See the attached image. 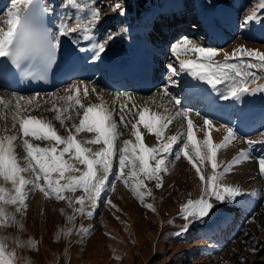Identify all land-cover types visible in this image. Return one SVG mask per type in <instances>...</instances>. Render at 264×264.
Here are the masks:
<instances>
[{
  "label": "rangeland",
  "instance_id": "obj_1",
  "mask_svg": "<svg viewBox=\"0 0 264 264\" xmlns=\"http://www.w3.org/2000/svg\"><path fill=\"white\" fill-rule=\"evenodd\" d=\"M0 1L6 3L4 6L6 7L5 10L4 7L0 9V16H2L10 6V3H13V0ZM84 1L85 0H80L82 4ZM89 1L86 0L84 4L93 7V4L96 3V8L100 9L101 15L99 20L101 24L98 25V31L100 37L103 38V41H107V43L109 41H117L119 33L123 30L121 33L122 35L126 31V26L128 24H133L135 20L137 23H140V20L144 18L142 15L145 13H141L139 18V15L133 12L135 1L132 0L130 10L128 9L129 11L127 10L124 13L123 8L126 7V5L122 4L124 0ZM160 1L161 0H137L139 8L143 9V7L147 5V10H151L146 13L145 18L152 14L153 9H157ZM196 1L197 0L186 1L185 15L187 17H183L184 19L177 21L176 24L173 23L174 26L176 25L174 27L176 35L174 37L161 35L164 37L160 39V42L164 45V57L160 61L159 73L158 76H156L154 86L147 97L126 91L119 87H111L110 89L107 87L103 88L91 78L88 82L81 79L72 80L66 87L59 89L61 92L64 90L62 92L64 93L65 89L70 88L72 85H82L81 82L86 83L89 89L94 88L96 85V90L103 92L107 99L110 100L108 108L112 109H118L122 105L120 101L125 103L128 97H133L134 100L132 103L135 104V106L138 105L143 98L152 102H157L159 100L158 102L162 103L163 107H158V105H156L157 111H166L164 114L174 112L172 116H175L173 123L164 130V135L159 142L161 144L167 136L186 132V117L183 115L176 116L178 111L182 112L184 109L188 110L187 118L190 117L194 119L197 124V126H194V133L198 140H203L205 136V132L201 130L204 127L205 119L210 120L216 129L225 127L224 130L227 131L228 128H232L235 136H238L237 139L239 141L241 140L238 142L239 145L242 146L241 149L246 151L250 149L252 158L234 166L233 169L223 177V183L239 186L244 191V194L237 197L235 200H228L223 203L213 198L210 202L214 207L207 216L202 219H193L190 217L189 221H185L182 218L181 206L185 204L188 199L195 200L200 197V181L196 175L195 169L192 168L191 164L183 155H181L179 159L176 158L175 152L178 150V145H174L172 154L164 153L169 163L167 171L160 173L161 187L157 188L155 186L158 182L155 179H144L140 177L144 179L146 185V187L143 188L145 193L147 194L148 190H151V195H147L148 198H145V203L153 204L156 209L155 212L143 206L133 195L129 187H126L122 181L116 180L115 175L109 176V181L115 184V189L111 190L110 183L97 201L95 208L90 206L89 201H85V211H92V216L74 211L75 208L80 207L79 204L75 203L76 197L85 195L82 190L64 192L63 195L66 199L59 201L55 198L54 194L50 198H45L39 189L29 191L27 193L26 212L23 214H16V221L22 223L23 228L20 229L18 224L0 227V236L8 237V250L11 251L15 249L16 251V264H264V176L260 174L258 159L256 158L264 156V144L257 142L258 144L255 143L256 145L247 146L248 140L255 141V138L256 141L264 140V135H262V133H264V125L262 126V131L256 134L251 133L255 126L257 125L258 127L259 125L255 122H248L240 131L234 129L237 117L236 111L232 105L229 106V113L234 117V123L229 125L230 127L222 125L224 122H221V117L228 113L227 109H223L220 112V114H222L219 116L210 117L208 116L210 112H206L205 110H211L212 108H207L205 105L204 113V105L203 102L200 101L201 97H197L191 101L192 98L189 97L187 88H184V86H187L192 76L190 75V78L187 71H179L178 59L171 52L172 45L184 37L195 40L204 47L222 49L228 52H231L238 45H244L249 49H256L264 52V24L259 26L261 25L259 24L260 21H264V10L257 8L258 19L242 27L241 25L246 16L257 6L258 0H217L227 9L224 10L223 7L219 5V12L215 13L214 16L217 17V14L226 11V17L221 18V20H225L226 22L228 15H232L229 18L233 21V25L231 31L229 30L230 33L227 32V36L221 44L216 46L211 40L209 41L210 36L207 32L200 28L199 22L196 19L197 12L196 14L193 13L198 5H196ZM205 1L208 6L212 5L211 0ZM69 3L70 0H60L57 8H63L60 13L62 14V18L63 14L64 17H73L71 22L74 23L76 13L69 12ZM177 7L179 6L175 5L174 9H178ZM127 8L129 7L127 6L125 9ZM128 12H133V15L128 19L127 24H125L126 18L130 16ZM201 15L203 18V12ZM254 22L256 23L254 24ZM162 27L165 29L164 25ZM224 28H226L225 25ZM147 33L148 32L145 31V36ZM169 33L172 34L170 30ZM82 34L83 33H79V38H81L80 35ZM109 37H111V39H109ZM211 43L213 45H211ZM108 45H106V48ZM109 46L114 47L115 45L110 44ZM159 46L161 48L160 44ZM85 54L87 53L85 52L83 55ZM189 58L195 59V57L191 56H180V59ZM214 59L223 61V54L221 53ZM90 60L92 61V59ZM170 62L178 69L177 75H172L169 72L167 65ZM253 62L255 63L256 61ZM253 71L257 72V83L264 84V70L254 69ZM223 84L226 85V83ZM254 86L256 87V85H252V87ZM165 89H167V95H165ZM60 90L56 92L60 94ZM89 92L91 93L92 91L90 90ZM13 94L20 96L16 93L0 91V97H3L5 101L14 100L16 96ZM255 94L260 98H264V92L258 91ZM33 95L37 97L34 102L38 104V106L43 103L44 109L42 113L36 112L32 114V116L42 117L46 121H50L57 129L59 135L66 137L68 132L65 130V127L71 128L73 123L79 124L83 109L75 105L74 100L68 112L60 111L62 118L71 116V119L65 120V127H61L59 121L55 119L57 114L56 110L52 109L51 106L45 103L46 101L41 99L44 94H39L41 98L37 96V94ZM118 95L121 97L120 101H118L119 103L116 102L117 100L115 99ZM250 95L252 94H245V98ZM263 98L262 101H264ZM176 99L180 101L179 104H176ZM82 103L84 105L86 104V102L83 101ZM126 105L127 107L124 110L125 120L135 123L137 120V110H131V107H129L130 104ZM259 107L264 108V104H260L258 108ZM129 109L131 110L130 112ZM213 111L212 109L211 112ZM77 112L81 115L78 116ZM12 114V111H8V109L0 105V135H13L17 133L19 128L18 123L16 129L11 130ZM226 117L229 118L228 115H226ZM226 117L224 118L227 120ZM113 118L117 121L118 130L122 133L117 143L122 145L124 140H132L134 142L135 137L131 134V123H129L126 128L123 124L119 123V115L114 114ZM6 128L9 129V131H4ZM138 128L147 146L151 147L158 144L154 134L149 133L142 125L138 124ZM71 130L75 134V129ZM76 135L77 140L82 143V146L91 148L93 152L103 147L102 143H84L85 141L95 139V133L81 132ZM29 139L33 144H38L40 147L52 148L56 146L54 141L43 139L36 140L34 138ZM221 140L218 141L217 144L221 143ZM245 146H247L246 149ZM56 147L57 153H59L63 145ZM241 149L240 147L233 149L231 152L232 154L228 153L227 155L222 151L223 149H220L217 154V171H222L223 168L227 166L228 162L239 154ZM17 152L20 156L24 155L22 149H17ZM64 158L68 159V154H66ZM74 163L75 167H84L78 162L74 161ZM200 166L205 174H210L211 166L207 161ZM117 168L118 162L114 171H116ZM125 171L127 172V169ZM74 174L79 175L80 173ZM23 175L28 177L31 174L26 172L23 173ZM55 175L56 174H53L54 177ZM65 175L67 176L69 174L66 173ZM61 182L63 183L64 181ZM132 182L133 181H129L130 184ZM41 183H43V181H41ZM0 184H4L2 179H0ZM4 186L10 187V184H5ZM109 199L116 205V208H113L107 203ZM68 200L73 202L72 207H69ZM5 207L9 213L15 212V206L6 205ZM117 209H119V211H117ZM68 216H74V220L69 221L67 219ZM186 223L189 224V227L184 231L183 229ZM214 224L219 225L220 228L223 229V231H220L221 233L219 236L216 237L213 235V231L216 227ZM69 228L72 229L71 234L68 236L63 235L62 230L66 231ZM82 228L89 229V233L83 235L81 233ZM211 235H213L214 238L211 237ZM58 236L59 239H57ZM17 237L20 241L24 242L23 246L18 247L14 244V238ZM29 239L36 242L35 249L27 245L26 242ZM253 249H255L254 252ZM116 257H119V259Z\"/></svg>",
  "mask_w": 264,
  "mask_h": 264
},
{
  "label": "snow or ice",
  "instance_id": "obj_2",
  "mask_svg": "<svg viewBox=\"0 0 264 264\" xmlns=\"http://www.w3.org/2000/svg\"><path fill=\"white\" fill-rule=\"evenodd\" d=\"M69 6L77 13L74 18L75 22H71L73 17H64L60 20L57 30L53 31L43 23V17L47 14L48 9L41 5L40 0H13L11 6L0 16V58H6L15 68L21 69L26 75L31 76L34 74V68L41 72L47 71L60 45V37L84 33L82 37L84 40L93 41L94 25L100 19V9L82 4L80 0H70ZM257 8L264 10V0H258L257 6L246 16L242 27L258 19ZM84 9H87L86 18L79 15ZM106 45L107 41L92 43L94 59L105 51ZM171 52L178 59L179 71H187L189 75L207 82L214 88L218 84L226 83L227 87L221 93L225 100L239 99L245 94H255L258 91L264 92V84L257 83V73L253 71L254 69L264 70V52L249 49L244 45H238L228 52L204 47L188 37H184L172 45ZM221 53L224 57L223 61L215 60L214 58ZM181 55L195 57V59H180ZM26 61L29 66L22 68ZM167 68L172 75L178 74V69L173 63H168ZM81 83L83 84V82ZM252 85H256V87H252ZM91 91L96 92L97 90L92 88ZM164 91L167 95V89ZM65 92L67 95L58 96L59 100H74L75 105L83 109L79 124L73 123L71 128H67L65 120L71 119V116L62 118L60 109L56 108L53 103L52 109H55L57 113L55 119L59 121L61 127H65L68 132L66 137L59 135L50 121L45 122L42 118L21 114L28 112L26 105H31L36 97L17 96L14 105L12 100L5 101L3 97H0V105L5 109L12 107L11 130L16 129L17 123L19 125L16 134L0 135V179L4 182V184H0V227L18 224L20 229L23 228L22 223L16 221V214L26 212L27 193L33 189H39L45 198H50L54 194L58 201L66 199L63 195L64 192L82 190L85 195L76 197L75 203L80 207L75 208L74 211L92 216V211H85V201H89L90 206L95 208L101 194L111 183L109 181L111 175H115L116 180L122 181L126 187H129L143 206L155 212L153 204L145 203L146 193L141 189L146 187L144 179H155L158 181L155 186L157 188L162 186L160 173L167 171L169 163L164 153L172 154L174 145H178V150L175 152L176 158L179 159L183 155L195 169L200 181V197L195 200L188 199L181 206L182 218L185 221H189L190 217L202 219L207 216L214 207L210 202L213 198L223 203L235 200L244 194L239 186L224 184L223 177L234 166L252 158L250 149L248 151L241 149L239 154L233 157L222 171H217L218 151L235 138L232 128L227 129V135L223 142L217 144L213 142L211 135L207 132L203 140H198L194 133L193 121L187 119L186 132L167 136L161 144L159 142L164 135V130L173 123L175 116L150 114L149 109L144 106L137 110L138 119L133 123L125 120L124 110L127 105H121L118 109L105 108L102 96H98L101 100L100 104L84 105L81 99L77 98L80 93L79 85H72L65 89ZM88 92L87 86L84 85V97L88 96ZM50 95L57 96L55 93ZM115 99L119 100L120 96L118 95ZM128 99L131 98L128 97ZM21 101H25L26 105H22ZM179 103L180 101L176 99V104ZM69 107L72 105H68L63 111L68 112ZM133 107H136L135 104ZM114 114L119 115V123L124 127L127 128L131 123V134L135 137V142L124 140L122 145L117 143L122 133L118 130V123L113 118ZM77 115L81 114L77 112ZM181 115L187 117L188 110L184 109L182 112L176 113V116ZM138 124L155 135L158 141L156 146L149 147L145 144ZM212 127V122L205 119L204 128L211 129ZM204 128L201 130L203 131ZM71 129H75V134ZM4 131H9V129L6 128ZM81 132L96 134L95 139L84 143H102L103 147L93 152L91 148L82 146L76 135ZM29 138L54 141L56 146L63 145V147L57 153L56 146L52 148L40 147L38 144H33ZM257 142L264 144V140L247 141L249 145ZM17 149H22L24 155L20 156ZM66 154H68V159L64 158ZM74 161L84 167H75ZM205 161L211 166L210 174H205L200 166ZM117 162L118 168L114 171ZM258 166L260 174L264 176V156L258 158ZM26 172L31 175L26 177L23 175ZM66 173L69 175L66 176ZM53 174H56L55 177ZM129 181L133 182L130 184ZM5 184H10V187L4 186ZM114 189L115 184L111 183V190ZM147 195H151L150 189ZM107 203L116 208L110 199ZM68 204L69 207L73 206L71 200H68ZM6 205L15 206V212L9 213ZM67 219L72 221L74 216H68ZM188 227L189 224L186 223L183 230L186 231ZM62 232L63 235L68 236L72 229L62 230ZM81 233L87 235L89 229L82 228ZM7 240L8 237L0 236V264H16V251L15 249L8 250ZM26 243L32 249L36 248L34 240L29 239ZM14 244L19 247L23 246L24 242L17 237L14 238ZM254 251L255 249H253ZM116 258L119 259V257Z\"/></svg>",
  "mask_w": 264,
  "mask_h": 264
},
{
  "label": "bare ground",
  "instance_id": "obj_3",
  "mask_svg": "<svg viewBox=\"0 0 264 264\" xmlns=\"http://www.w3.org/2000/svg\"><path fill=\"white\" fill-rule=\"evenodd\" d=\"M86 1V0H85ZM85 1H84V3H85ZM87 1H89V0H87ZM129 1H131V0H129ZM55 2H56V0H44V6H45V8L46 9H48V12H51L50 13V16H51V19H54V15H53V10H51V8H52V6H54L55 5ZM83 2V1H82ZM90 2V1H89ZM183 3L184 2V0H163V4L164 5H166L167 6V9H171V10H174V7H175V5H178V6H180L181 5V3ZM83 3V4H84ZM87 3V2H86ZM217 3V2H216ZM131 5H132V2L130 3V6H129V8H131ZM197 7H198V12H197V18L200 16V18L203 20L202 21V26L205 28V31L207 32V34L210 36L209 38V40H211L212 41V43L214 44H216V46H218V45H220L221 44V42L224 40V38L227 36V32L228 33H230V25H231V27H232V25H233V21H231L230 20V18L229 17H227V19H226V22H225V20H221V18H223V17H226V11H223L221 14H217V17H215L214 16V14H212V13H209V16H207V14H206V8H208V6L205 4V3H202V4H198L197 5ZM177 8H179V7H177ZM166 9V13H168V10ZM73 10V9H72ZM85 10V9H84ZM130 10V9H129ZM128 10V11H129ZM132 10V9H131ZM127 11V10H126ZM149 11H151V10H148V12ZM222 11V10H221ZM147 12V13H148ZM203 12V14H204V17L202 18L201 16V13ZM205 12V13H204ZM217 12H219V4L217 3L216 4V12L215 13H217ZM128 14L130 15L128 18H126V22H125V24H127V22H128V19L130 18V17H132V15H133V12H128ZM61 16H62V14H60ZM145 15H146V13L144 14V15H142L144 18L142 19V20H140V23L138 24L137 22H136V20L133 22V24L131 23V24H128L127 26H126V31L121 35L122 36V39H123V48H125V45L127 44V37H128V32H133V34H135V35H137L138 36V38L139 39H141V38H143L144 40H146L147 41V39L145 38V28H146V26L149 24V22H150V20H151V15L150 16H148V17H146L145 18ZM232 16V15H231ZM138 17V16H137ZM140 18V17H139ZM137 20H139V19H137ZM133 21V20H132ZM224 22V23H223ZM180 24V23H179ZM182 24V23H181ZM254 24H255V22H254ZM224 25L226 26V28H224ZM263 24H261V25H259V26H262ZM175 27V26H174ZM47 28H50V26H47ZM131 29H132V31H131ZM188 29V28H187ZM57 30V29H56ZM137 30V31H136ZM123 32V30L121 31V33ZM83 35H84V33L82 34V35H80L81 36V38H79V41L78 40H76L75 41V39L73 40V39H68V41L70 42V43H72L74 46L73 47H77V50L79 51V56H80V59L82 58V57H89V59H92V61L90 60V61H88L87 63L89 64H91V63H94L95 64V67H97V63L98 64H100V66H101V63H99L100 61H101V59H102V57H105V55L109 52L108 50L107 51H104L103 53H100V55H99V57L98 58H93V56H94V53H92L91 51H92V47H90L88 50H86V53L87 54H85V55H83L84 53L83 52H81L82 50L79 48L80 46H81V44L84 42V43H86L87 45H89V41H87V40H84L82 37H83ZM146 36H149L148 35V33L146 34ZM63 37V36H62ZM62 37H60V40H62ZM215 40V41H214ZM75 41V42H74ZM81 42V43H80ZM91 42V44L90 45H92V41H90ZM148 42V41H147ZM149 43V42H148ZM211 43V45H213ZM219 43V44H218ZM79 45V47H78V45ZM89 45V46H90ZM149 46H151L150 44H149ZM110 48H114V47H110ZM60 50H61V45H59V47L57 48V50H56V53H55V56H54V58L56 59V60H62V58H61V56H60ZM115 50H117V49H115ZM152 50V46H151V48H150V50H148V52H150ZM155 51H157V52H159L160 50H157V49H154ZM110 51H113V50H110ZM117 55H119L117 52H114L113 53V56H117ZM107 56H110L109 54H107ZM1 59V58H0ZM84 64L83 62L81 63V62H78V63H70L71 65H72V67L71 68H73V69H77V70H79L80 69V67H82V70H81V73H83L84 72V70L86 69V67L88 66V64ZM107 63V62H106ZM102 67V66H101ZM188 73V72H187ZM257 73V72H256ZM259 74V73H258ZM190 76V75H189ZM260 77H262V76H260ZM190 78H191V76H190ZM189 80V79H188ZM196 80L197 81H202V80H199V79H197V78H194L193 80H192V78L189 80V82H188V84H187V86L185 87V88H187V92H189L188 93V95H189V97L190 98H192V100L191 101H193L195 98H197V97H201L200 98V101H203V103H205V105H206V107L207 108H212L214 111L213 112H211V110H208V109H204L203 108V110H205V111H209L210 113V115L208 114V116H210V117H215V116H219V115H221L220 114V112L223 110V109H227V111H228V113L226 114V115H228L229 116V118H227L226 117V115H224V116H222L221 117V122L223 121L224 122V124H222V125H226V126H229L230 124H231V114L229 113V106L230 105H232L233 106V108L235 109V111H236V124L238 125V127H240V128H243V127H245L247 124H248V121H249V119L251 118V116L254 114V112L258 109V106H259V101H262V98H260V97H258V96H256L255 94H252V95H250V96H248L247 98H245V95H243V96H241L239 99H232V98H229V99H227V101L225 100V99H223L222 97H221V93H223L224 91H225V89H226V87H227V85H224L223 83H221V84H218V85H216V87L214 88L212 85H210V84H208L207 82H205L206 84V86L207 87H209V90L208 91H206V90H204V86H202V85H198L197 83H196ZM84 85H86L85 83H83L82 85H80V93H79V95H78V97L77 98H79V99H81V101H83V102H86V104L85 105H89V104H100L101 103V100L98 98V96H102L103 97V101L105 102L104 103V107L105 108H108L109 107V105H110V100L109 99H107V97L104 95V93L103 92H101V91H99V90H97L96 92H88V96L87 97H84V95H83V88H84ZM87 86V85H86ZM96 86V85H95ZM95 86H94V88H95ZM89 87V86H88ZM255 87V86H254ZM99 88V87H98ZM97 88V89H98ZM104 88V87H103ZM106 88V87H105ZM60 89H62V87L60 88ZM60 89H57V90H55V91H53L52 93H54L55 92V94H57V96H51L50 94H52V93H43L44 94V96L41 98V95H38V96H40V98L42 99V100H44V101H47V105L48 106H51L52 107V105H53V103H55V105H56V108H58V109H60V111H63V109L65 108V107H68V105H72V101H66V100H59L58 99V96H66V92H64V93H62L61 92V90ZM92 89V88H91ZM91 89H89L88 88V90L90 91ZM96 89V88H95ZM114 89V88H113ZM58 90H60V92L62 93H60V94H58L56 91H58ZM101 90V89H100ZM0 91H4V90H0ZM5 92H7V91H5ZM9 93H12V92H9ZM45 94H47V95H45ZM16 96V95H15ZM142 96V95H141ZM252 96V97H251ZM17 97V96H16ZM33 97H36V96H34L33 95ZM147 97V96H146ZM251 97V98H250ZM37 98V97H36ZM121 98V97H120ZM131 99H128L127 98V101L124 103V102H122V101H120V99L119 100H117L116 102H118V101H120V103L122 104V105H126V104H130L129 105V107H131L130 109L131 110H138V109H140V108H142V107H144V106H146L148 109H149V112H150V114L151 113H157V114H160V115H162V116H172V114L174 113H172V112H170V113H165L164 114V112H166V111H162V112H158L157 110V107H156V105H158V107H163L162 106V103H160V102H152V101H147V100H145L144 98L141 100V102L138 104V105H136V107H133V103H132V101L134 100L133 99V97H130ZM161 98V97H160ZM16 99V98H15ZM15 99L14 100H12L13 101V105L15 104ZM124 99V98H123ZM159 99V98H158ZM186 99V98H185ZM126 100V99H125ZM7 101V100H6ZM138 101V100H137ZM163 101V100H162ZM22 105H26V102L25 101H21L20 102ZM112 103V102H111ZM119 103V102H118ZM202 103V102H201ZM191 104V103H190ZM188 105V104H187ZM186 106V105H185ZM26 107L28 108V112L27 113H25V112H22L21 114H34V113H42V111H43V109H44V104L43 103H41V104H39V106H38V104H36L35 102H34V100H33V102H32V104L31 105H26ZM261 107V106H260ZM259 107V108H260ZM41 108V109H40ZM68 110H70V107L68 108ZM161 110V109H160ZM172 110V109H171ZM260 110V109H259ZM8 111H12V113H13V110H12V107H9L8 108ZM173 111V110H172ZM224 111H226V110H224ZM135 112V111H134ZM224 117H226L227 118V120L224 118ZM38 118H42V117H38ZM43 119V118H42ZM137 119H138V116H137ZM187 119H191L190 117L189 118H187L186 117V121H187ZM45 122H48V121H46L45 119H43ZM192 121H193V124H194V126H197V124L195 123V120L194 119H191ZM260 123V121L259 122H257V124H259ZM213 125V124H212ZM230 127V126H229ZM204 128V127H203ZM228 128V127H227ZM251 128V127H250ZM225 129V127H220V128H218V129H216V128H214V125H213V127L211 128V129H208V128H204V130H203V132H207V133H209L210 135H211V138H212V140H213V142L214 143H217L218 141H220L221 139V141L223 142V139H224V137L227 135V131H225L224 130ZM246 129V128H245ZM249 129V128H248ZM243 131V130H242ZM246 131V130H245ZM252 131V130H251ZM260 131H262V127L260 128L259 127V125H258V127H257V125L255 126V128H254V130L251 132L252 134H256V133H259ZM247 132V131H246ZM254 136V135H253ZM236 137V136H235ZM238 137V136H237ZM237 137L236 138H234V139H232L231 140V142L230 143H228L227 144V146L226 147H224V148H222L223 150L222 151H224L225 153H226V155L228 154V153H231L232 151H233V149H236V148H238V147H240V149L242 148V146H240L239 145V143L238 142H240L238 139H237ZM260 137V136H259ZM135 139V138H134ZM258 139V138H257ZM255 141H256V138H255ZM258 141V140H257ZM135 142V141H134ZM221 142V143H222ZM259 143V142H258ZM258 143H256V144H258ZM247 144V143H246ZM255 144V145H256ZM249 144H247V146H248ZM247 146H245V149H246V147ZM259 146V145H258ZM251 147V146H250ZM248 150V149H247ZM239 151V150H238ZM253 151H254V149H253ZM255 152V151H254ZM258 152V151H257ZM253 153V152H252ZM232 154V153H231ZM257 159H258V157H256ZM256 160V159H255ZM141 191H144V189L142 188L141 189ZM145 192V191H144ZM102 195V194H101ZM145 198L147 199L148 198V196H147V194L145 195ZM216 224H214V226H215ZM218 226L219 225H216V227H215V230L213 231L214 233H217L221 228H220V226H219V228H218ZM217 228V229H216ZM223 230V229H222ZM217 236H219V235H217Z\"/></svg>",
  "mask_w": 264,
  "mask_h": 264
}]
</instances>
